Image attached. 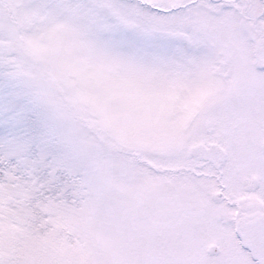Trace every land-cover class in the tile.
Listing matches in <instances>:
<instances>
[{
  "label": "snow or ice",
  "instance_id": "snow-or-ice-1",
  "mask_svg": "<svg viewBox=\"0 0 264 264\" xmlns=\"http://www.w3.org/2000/svg\"><path fill=\"white\" fill-rule=\"evenodd\" d=\"M0 264H264V0H0Z\"/></svg>",
  "mask_w": 264,
  "mask_h": 264
}]
</instances>
